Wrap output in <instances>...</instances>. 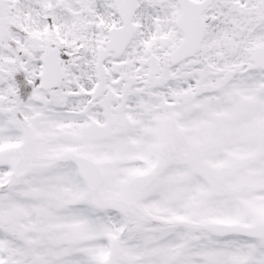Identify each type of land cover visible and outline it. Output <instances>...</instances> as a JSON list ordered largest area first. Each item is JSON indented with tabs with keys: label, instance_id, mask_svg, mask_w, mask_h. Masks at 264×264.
<instances>
[{
	"label": "snow or ice",
	"instance_id": "6c2138e0",
	"mask_svg": "<svg viewBox=\"0 0 264 264\" xmlns=\"http://www.w3.org/2000/svg\"><path fill=\"white\" fill-rule=\"evenodd\" d=\"M0 264H264V0H0Z\"/></svg>",
	"mask_w": 264,
	"mask_h": 264
}]
</instances>
